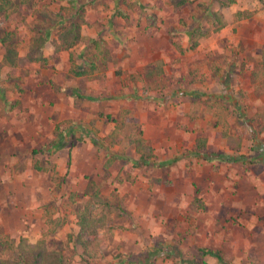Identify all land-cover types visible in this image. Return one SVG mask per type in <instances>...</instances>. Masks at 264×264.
<instances>
[{
	"label": "rangeland",
	"instance_id": "obj_1",
	"mask_svg": "<svg viewBox=\"0 0 264 264\" xmlns=\"http://www.w3.org/2000/svg\"><path fill=\"white\" fill-rule=\"evenodd\" d=\"M1 4L0 36L9 40L0 42V235L62 243L66 264H81L68 234L97 189L112 204L107 223L119 228L92 264L152 254L154 264H264L263 122L251 119L255 136L248 129L252 105H263L247 70L264 64L251 53L253 37L264 45V0ZM42 11L79 23L80 40L58 50L48 43L46 62L6 78L5 46L22 55L38 28L59 35ZM224 130L241 137L238 151ZM137 133L153 149L146 163L127 143Z\"/></svg>",
	"mask_w": 264,
	"mask_h": 264
},
{
	"label": "trees",
	"instance_id": "obj_2",
	"mask_svg": "<svg viewBox=\"0 0 264 264\" xmlns=\"http://www.w3.org/2000/svg\"><path fill=\"white\" fill-rule=\"evenodd\" d=\"M185 1V0H184ZM194 1V0H189ZM4 0H2V3ZM232 3L235 0H231ZM227 7V4L222 3V7ZM4 5H0V13L3 12ZM42 16L44 19H50L61 25V31L57 38L51 39V27H40L38 32H36L32 39L29 41L27 50L24 54H18V50L13 46H5V51L3 53V62L6 66L5 76L6 78H16L19 69L26 67L31 63L39 62L44 63L47 61L44 55V47L48 43L55 46V50H58L60 46L65 48L73 47L77 41L80 40V25L77 22H70L69 25H65L63 21V15L58 12L54 16L50 17L48 12L42 11ZM7 14L3 13L0 17V28L6 21ZM217 21H221L219 17L216 18ZM223 24V23H222ZM221 24V25H222ZM9 40L8 34H3L0 36V42L3 45L7 44ZM197 40L190 39L191 47L194 48ZM77 75L85 74V71H74ZM2 77V71L0 68V78ZM131 120L124 116L122 121ZM135 120V119H132ZM110 138L113 143L119 144V130L117 128L113 129L109 133ZM225 137L226 145L232 151H238L241 147L242 139L239 135L229 134L226 130L221 133ZM131 144L137 155V162L140 160L143 163L148 162L153 156V149L146 143L145 139L142 137L141 133L132 135L128 142ZM206 145V140L198 139L197 148H204ZM220 159H223L222 155H218ZM231 161L238 160L239 157L230 155L226 157ZM111 163L109 159L105 166ZM140 163V162H139ZM90 201L88 205L80 213V218L78 221L77 232H71L68 234L69 242L74 246V249L80 257L81 264H92L91 260L100 258L103 254V248L107 246L108 234L112 232L113 229L119 228V226H112L107 223V212L111 210L112 204L109 200L102 198V195L97 189H95L89 196ZM72 237V238H71ZM62 243H59L58 248H49L43 239H37L32 242H28L24 239H20L16 243L10 242L6 237L0 235V264H66V258L62 251ZM201 254H209L217 258L218 261L224 262L223 257L218 251H212L211 249L200 248L198 250ZM136 256V255H135ZM155 255H146L145 258L141 256H136L135 259H130L131 262L135 264H154L151 259Z\"/></svg>",
	"mask_w": 264,
	"mask_h": 264
},
{
	"label": "crops",
	"instance_id": "obj_3",
	"mask_svg": "<svg viewBox=\"0 0 264 264\" xmlns=\"http://www.w3.org/2000/svg\"><path fill=\"white\" fill-rule=\"evenodd\" d=\"M138 3H139V5L140 6H142V3H140V1H137ZM80 34H81V27H80ZM253 44H254V48L252 49V54H254L253 56H255V60H257V57H258V59L261 57L262 59H260V60H262V61H264V45L263 46H261V45H259V44H257L258 42V37H253ZM258 54H260L259 56H258ZM252 61H254V57H251L250 58ZM251 61V62H252ZM248 67L249 68H247V70H248V72H249V74L252 76V80H248V81H252V84H250V82H249V84H250V86H251V88H250V91H251V96L252 97H258V100H256V103L257 102H261L262 103V105H263V108L262 109H260L257 105H255V103L252 105V106H254V108L252 109V113H251V115H250V121H251V119L252 120H261V122H263V126H262V128H264V79L262 80V81H258V79H257V77H256V75H257V72L259 71L260 73L262 72V73H264V64H262V66L260 67V69H259V67L258 66H255V67H250V65H248ZM253 123V121H251V122H249V126H248V129H249V131L250 132H252L253 133V136H255L256 134H255V132H257L258 131V128H256V124H252ZM261 149H263V151H264V147L263 148H261ZM134 152H135V149H134ZM135 155H136V153H135ZM137 156V155H136ZM136 159L135 160H137V157H135Z\"/></svg>",
	"mask_w": 264,
	"mask_h": 264
}]
</instances>
